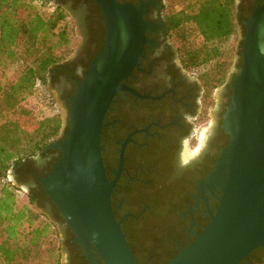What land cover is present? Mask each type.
<instances>
[{"label": "flooded vegetation", "instance_id": "af4514ba", "mask_svg": "<svg viewBox=\"0 0 264 264\" xmlns=\"http://www.w3.org/2000/svg\"><path fill=\"white\" fill-rule=\"evenodd\" d=\"M47 1L69 14L78 36L74 51L52 70L46 85L68 115L69 98L104 45L106 22L95 0ZM115 1L139 8L147 24L146 43L139 66L121 82L126 90L114 97L105 114L102 162L107 181L113 183L114 217L138 264H164L194 242L219 204L221 183L209 175L230 138L223 117L233 76L242 62L246 21L264 0H236L238 38L231 69L226 64L219 68L217 63L184 62L166 23L165 0ZM68 124L66 117L55 142L62 140ZM181 153L191 161L186 167L179 164ZM59 157V149L49 145L23 159L10 169L8 189L33 197L41 215L55 224L61 240L59 264H91L42 185ZM55 209L63 220L53 219ZM96 259L102 262L99 256ZM238 264H264V246Z\"/></svg>", "mask_w": 264, "mask_h": 264}, {"label": "water", "instance_id": "95a60500", "mask_svg": "<svg viewBox=\"0 0 264 264\" xmlns=\"http://www.w3.org/2000/svg\"><path fill=\"white\" fill-rule=\"evenodd\" d=\"M95 1L106 22V40L69 98V128L50 145L60 157L42 185L91 264H138L112 211L113 183L104 172L101 132L114 97L126 90L121 82L144 55L147 24L138 7ZM246 29L223 117L229 142L209 175L221 183L222 196L203 232L164 264H238L264 246V3Z\"/></svg>", "mask_w": 264, "mask_h": 264}, {"label": "trees", "instance_id": "16d2710c", "mask_svg": "<svg viewBox=\"0 0 264 264\" xmlns=\"http://www.w3.org/2000/svg\"><path fill=\"white\" fill-rule=\"evenodd\" d=\"M36 1L0 0V115L3 111L13 115L0 116V264H59L61 259L55 224L41 215L33 197L8 189L10 169L44 152L62 127L59 113L36 118L26 103L41 87L52 95L46 86L49 75L73 50L69 14L55 5L43 9ZM168 7L166 23L184 62L217 63L222 68L226 64L222 44L237 35L236 0H170ZM11 67L15 71L3 83ZM44 100L55 112L53 95ZM68 128L69 124L61 139ZM55 213L54 220H63L56 209Z\"/></svg>", "mask_w": 264, "mask_h": 264}, {"label": "rangeland", "instance_id": "374dc122", "mask_svg": "<svg viewBox=\"0 0 264 264\" xmlns=\"http://www.w3.org/2000/svg\"><path fill=\"white\" fill-rule=\"evenodd\" d=\"M165 2H166V4H169L170 0H165ZM36 5L38 7H42L43 9H45V8L46 9H52V7H53L52 3H49V4L48 3H42L39 0L36 1ZM67 21H68L69 27L72 29L71 39H72V43H73L72 44V47H73L72 52H73L75 47H76L77 41H78V36L76 35L75 30H74V23L69 16H67ZM237 38H238L237 35L233 36L222 44V49H223V54H224L222 56V59H226V61H225L226 65L230 69L233 67L232 65H233V61H234L233 59H234V52H235V48H236ZM72 52L69 54V56L72 54ZM14 69H15L14 67L7 69L5 75L2 79L3 83L7 82L12 77L13 72L15 71ZM47 96L50 97L52 95H50V92L45 87H41L37 91V95H33L32 97H30L28 99V101L26 102L27 106H29L33 109L34 117H36V118H41L42 116L49 115L51 113H56V112L59 113L61 116V119H62V127H61V131H62L63 127L66 123L67 114L64 110L61 109V107L58 103H57V109L54 108L55 112H52L51 108L45 105V102L47 100H44V99ZM53 97H54V95H53ZM0 116H1V119H9V118L13 117L12 113H9L8 111H3V113H1ZM20 119H23V118H20ZM196 146L197 145L194 144L193 146L190 147V149L193 150V149H195ZM0 186H1V183H0Z\"/></svg>", "mask_w": 264, "mask_h": 264}, {"label": "clouds", "instance_id": "9594fccd", "mask_svg": "<svg viewBox=\"0 0 264 264\" xmlns=\"http://www.w3.org/2000/svg\"><path fill=\"white\" fill-rule=\"evenodd\" d=\"M191 161L189 159L184 158L183 153H181L179 158V164L181 167H186L188 164H190Z\"/></svg>", "mask_w": 264, "mask_h": 264}]
</instances>
